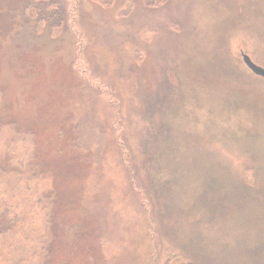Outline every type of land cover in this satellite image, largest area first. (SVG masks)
Masks as SVG:
<instances>
[{"label": "rangeland", "instance_id": "rangeland-1", "mask_svg": "<svg viewBox=\"0 0 264 264\" xmlns=\"http://www.w3.org/2000/svg\"><path fill=\"white\" fill-rule=\"evenodd\" d=\"M57 2L0 0V264H264V0Z\"/></svg>", "mask_w": 264, "mask_h": 264}, {"label": "trees", "instance_id": "trees-1", "mask_svg": "<svg viewBox=\"0 0 264 264\" xmlns=\"http://www.w3.org/2000/svg\"><path fill=\"white\" fill-rule=\"evenodd\" d=\"M117 1L118 0H85V2H89L95 8V10L96 9L108 10V9L114 7L116 5ZM163 1L164 0H144V5H145L146 8L154 9L155 6L161 4ZM75 2L79 6L78 8L76 7ZM83 3H84V0H71V5L70 6L73 5V7H74V5H75V9L77 8V10L78 9L82 10L80 8V4L82 5ZM40 4H41L42 7L44 6L43 9L39 8ZM29 12L32 13L33 19H35L36 13L39 15V12H40V18H38V22H40V23H42V22L48 23V22H53L54 21L53 25L50 28V30H51L50 36L51 37H55V35L58 34L61 31L60 27H62V23H63L62 17H63L64 14H63V11L61 10V7L59 6L57 0H31V5L27 8V14ZM70 17H72L71 13H70ZM70 20H71V18H70ZM40 26L41 25L37 26L38 27L37 31L40 30ZM36 33H38V32H36ZM75 34L78 37L79 33L77 32ZM87 50H88V48H86V47L82 50V54L79 55V60H81V59L85 60L86 56L88 55V51ZM104 88H106V87H104ZM99 92L101 94H103V95H107L108 96V100H107L108 104H107V106L103 105V108H101V111H103V109H104L106 111V113L108 114L109 118H110V115H111V111H116V114H115V119H116L117 115L120 112V108L116 106L117 101H115V100H117V98H115V94L112 93V91L108 92L107 90H104L102 88L99 89ZM86 94H88L87 91H86ZM97 110H98L97 112L99 114V109H97ZM99 116H100V114H99ZM93 127H94V125L91 124L88 127V129H92ZM78 130H82V127L79 124L75 125V131H78ZM85 131H86V129H85ZM97 131H101V130L98 129ZM112 133H114V132L111 131V134ZM76 140L78 141L79 147L84 148V147H82V145L80 144V142H79V140L77 138H76ZM135 189L136 188H134V190ZM7 216H10V215H8V213H6L5 211H0V219H6ZM1 229L4 230L3 232L0 233V236L2 237L4 234L7 233V229H5V228H1ZM6 241L7 240L4 239L2 242L0 241V244H5ZM22 241H23V239H22ZM11 246H14V244L10 245L9 248H11ZM0 249L2 250L1 247H0ZM9 250H11V249H9ZM0 255H1V253H0ZM4 262L7 263L8 261H4Z\"/></svg>", "mask_w": 264, "mask_h": 264}, {"label": "water", "instance_id": "water-1", "mask_svg": "<svg viewBox=\"0 0 264 264\" xmlns=\"http://www.w3.org/2000/svg\"><path fill=\"white\" fill-rule=\"evenodd\" d=\"M243 62L245 63V65L257 76H260L262 78H264V68L256 65L251 58L246 55L243 54Z\"/></svg>", "mask_w": 264, "mask_h": 264}]
</instances>
